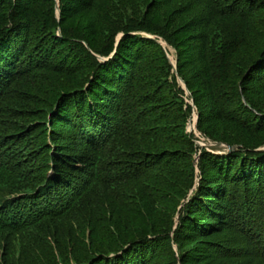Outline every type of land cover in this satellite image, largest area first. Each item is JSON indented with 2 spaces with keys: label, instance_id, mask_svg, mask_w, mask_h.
Wrapping results in <instances>:
<instances>
[{
  "label": "trees",
  "instance_id": "trees-1",
  "mask_svg": "<svg viewBox=\"0 0 264 264\" xmlns=\"http://www.w3.org/2000/svg\"><path fill=\"white\" fill-rule=\"evenodd\" d=\"M57 1L0 0V264H264V0Z\"/></svg>",
  "mask_w": 264,
  "mask_h": 264
},
{
  "label": "rangeland",
  "instance_id": "rangeland-1",
  "mask_svg": "<svg viewBox=\"0 0 264 264\" xmlns=\"http://www.w3.org/2000/svg\"><path fill=\"white\" fill-rule=\"evenodd\" d=\"M57 14V13H56ZM162 44V46L164 47V48H167V45L165 44V43H161ZM167 51H168V54H167V56H168V58H169V60H171L170 62H173V63H176V60H175V54H174V50H172L171 48H168L167 49ZM172 64V63H171ZM173 67V66H172ZM173 71V70H172ZM177 82H178V80H177ZM178 84H179V86H181L180 85V83L178 82ZM182 88V87H181ZM183 89V88H182ZM185 96L187 97V99H186V97H185V100H186V103H188L191 107H192V112H191V114H190V118H189V120H188V123H187V127H186V131H187V133H190V134H193L194 135V137L197 139L196 141L197 142H199L200 144H202V143H206L207 142V140L206 139H204L203 137H201V135L197 132V129L195 130L194 129V124H195V122H196V114H195V110H194V107H193V102H192V100L191 99H188V97H189V92L188 93H186L185 92ZM197 124V123H196ZM190 130L192 131V132H190ZM195 141V142H196ZM211 149H213V150H217V149H215V148H211ZM219 151V150H218ZM196 161H197V158L195 159ZM12 241V240H11ZM10 241V242H11ZM2 246V244H0V247ZM15 247V246H14ZM0 252H1V250H0Z\"/></svg>",
  "mask_w": 264,
  "mask_h": 264
},
{
  "label": "water",
  "instance_id": "water-1",
  "mask_svg": "<svg viewBox=\"0 0 264 264\" xmlns=\"http://www.w3.org/2000/svg\"><path fill=\"white\" fill-rule=\"evenodd\" d=\"M56 1V13H57V16L59 15V9H58V1ZM169 59V58H168ZM171 61V60H170ZM172 63V66H173V72L176 74L177 76V67H176V63ZM177 80L178 82L180 83L181 87L183 88V90H185V92L188 93L184 83L182 82L181 78L179 76H177ZM196 123H197V116H196V122L194 124V129L196 130ZM196 145H198L200 148H204L205 150L207 151H210L212 153H216V154H226V153H230L234 150H236V147L235 146H228V145H224L223 143H219V142H211V141H207L206 143H202L200 144L199 142H195ZM211 147H215L217 149H219V152H216L215 150L211 149ZM264 150V148H263Z\"/></svg>",
  "mask_w": 264,
  "mask_h": 264
},
{
  "label": "bare ground",
  "instance_id": "bare-ground-1",
  "mask_svg": "<svg viewBox=\"0 0 264 264\" xmlns=\"http://www.w3.org/2000/svg\"><path fill=\"white\" fill-rule=\"evenodd\" d=\"M211 148H212V147H211ZM213 148H215V147H213ZM215 149H217V148H215ZM218 150H219V149H217L216 152H219Z\"/></svg>",
  "mask_w": 264,
  "mask_h": 264
}]
</instances>
